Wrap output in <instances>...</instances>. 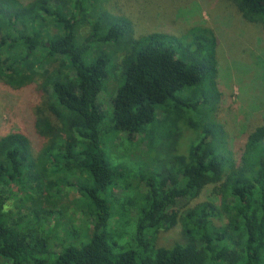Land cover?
Returning a JSON list of instances; mask_svg holds the SVG:
<instances>
[{
  "label": "trees",
  "instance_id": "1",
  "mask_svg": "<svg viewBox=\"0 0 264 264\" xmlns=\"http://www.w3.org/2000/svg\"><path fill=\"white\" fill-rule=\"evenodd\" d=\"M97 1L0 0V78L24 86L44 74L43 111L56 118L41 109L36 119L45 140L37 162L24 134L0 138V264H264V124L235 157L211 121L221 95L216 34L194 27L128 38L130 21L97 16ZM231 1L264 28V0ZM81 23L90 25L83 39ZM120 39L128 43L106 125L109 58L90 51ZM183 128L190 137L181 150ZM139 138L155 151L151 161L127 159ZM70 173L79 174L70 184L87 221L56 249L44 228L51 211L15 218L7 202L28 188L52 192ZM212 184L220 204L180 210V200ZM176 225L183 240L159 245L161 231Z\"/></svg>",
  "mask_w": 264,
  "mask_h": 264
},
{
  "label": "rangeland",
  "instance_id": "2",
  "mask_svg": "<svg viewBox=\"0 0 264 264\" xmlns=\"http://www.w3.org/2000/svg\"><path fill=\"white\" fill-rule=\"evenodd\" d=\"M67 3L72 6V0H67ZM96 4L97 16L107 12L116 24L122 17L130 21V32L125 30V37L131 34L128 38H139L158 31L180 36L187 34L194 27H207L213 30L218 40L216 81L221 95L215 103L214 117L211 121L222 125L225 130V147L232 151L235 157H239L249 134L257 126L264 124L263 26L246 20L231 0H98ZM89 31L90 25L79 24L80 39L86 37ZM126 41L128 43V40ZM126 41L125 39H120L119 42L112 41L102 48L94 44L90 51L92 56L105 53L109 58L110 75L100 96L106 105V125L113 115L112 96H115L122 75ZM57 66L58 64L54 63L48 68L54 70ZM45 77L44 74L38 75L34 81L24 86H14L0 78V138L10 133L24 134L29 140L36 162L45 142L35 125L40 110L43 111L44 102L49 96L44 86ZM43 113L56 121L55 116L48 111ZM182 131L181 150L186 148L190 137L188 130L183 128ZM140 138L130 150H127V159L133 162L151 161L155 151L148 150L147 142ZM120 154L123 155L124 152L120 150ZM78 175L70 173L67 175L69 184L57 186L52 192L45 187L39 193L29 188L27 193L17 191L8 200L7 209L15 218L18 217L17 214L22 213L33 215L35 210L39 213L44 210L51 211L53 217L44 214L47 218L44 220V228L51 236L53 247L60 248L64 241L73 240L67 234L70 230L82 232L86 226L84 199L76 187L70 184L79 177ZM206 200L220 204L214 184L207 186L194 200H180L179 208L184 211ZM182 240L181 226L176 225L170 230L161 231L158 244L170 246Z\"/></svg>",
  "mask_w": 264,
  "mask_h": 264
}]
</instances>
